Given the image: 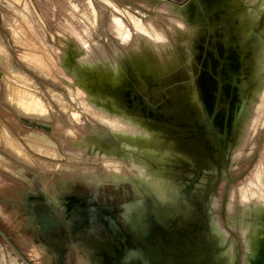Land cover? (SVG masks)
<instances>
[{"label":"bare ground","instance_id":"bare-ground-1","mask_svg":"<svg viewBox=\"0 0 264 264\" xmlns=\"http://www.w3.org/2000/svg\"><path fill=\"white\" fill-rule=\"evenodd\" d=\"M89 2L93 11L100 15L97 6L91 0ZM233 2L247 6L231 20L241 47L252 37L255 28L259 29V32H255V37L250 44V53L246 59V68L250 76L244 82V86L255 82L256 88L241 119L238 143L230 157L231 168H235L244 156L250 157L256 149L257 142L254 143L253 138L259 132L258 130L255 134L261 117L259 110L261 111L264 102V79L258 78L259 74L264 72V15L263 19L259 20L260 14L264 10V0H233ZM157 10L170 17L174 28L169 32L159 27L152 19L145 24L134 20L137 29H146V31H135L129 40L115 36L117 41L111 43L112 55H109L105 50L102 52V56H98L95 52L88 51L91 46H85L79 50L71 42L72 48L70 47L69 52L72 56L79 57L78 64L70 65L66 53L62 56V61L65 69L72 74L73 78H69L65 70L54 66V69L57 70H55L56 78L65 77L64 83L69 93H73L79 88L96 112L102 113L98 115L102 122L105 121L103 123L110 125L104 124L108 131L96 130L93 131L94 133H89L83 132L82 129L85 128V125L82 123L78 125L79 128L71 127L72 131L67 132L64 129L55 133L59 142L67 150L78 153L83 159L93 157L95 160L97 158L105 171L101 176L94 168L78 170L58 167L56 171L63 174L60 176L61 186L65 189L69 182L77 179H82L89 184H101L102 181H107L115 186L121 183H132L133 198L124 205L122 217L127 225L130 224L135 229L142 228L140 221L143 220L145 213L156 210L158 204L154 199L158 201L165 215L182 214L186 219L192 220L196 217L193 207L186 202L183 191L185 187L183 179L190 177L192 171L180 167L185 163L193 166L194 155H190L179 141L167 142V140L161 139L160 130H157L156 124L150 121L144 122L137 112L126 111L124 91L130 81L146 95L152 94L156 97L161 95L162 88L177 81L169 90L172 98L178 93L191 104H199V90L195 82L197 74L194 60L197 55L195 42L198 37L205 34V31L198 26H188L185 10L175 7L167 0L161 1L157 5ZM100 17L102 16L100 15ZM117 21L120 26H123V22H120L119 19ZM251 25H253V29ZM131 34L130 29H125L122 32L124 37H130ZM120 44L125 46V51L121 49ZM188 77L190 80L183 81ZM10 82L6 81L7 87H10ZM12 85L11 83V87ZM8 89L13 88H6L7 91ZM13 95L8 92L7 101L17 106L15 103L17 99L13 98ZM51 96L61 106V109L68 110L70 108L68 105L70 102L68 103V99L63 93L53 91ZM33 98L39 99L37 102L43 100L41 97ZM42 106L41 108H44L42 110L51 109L46 103ZM72 108L71 117L74 118V114L78 118L77 115L81 113L77 114L75 107ZM96 112L94 113L97 114ZM96 119L98 120V118ZM100 119L99 121H101ZM9 139L11 140V138ZM9 139L6 136V142L4 141L7 146L17 155L23 156V149L15 146L14 141L11 142ZM41 142L39 145L43 143L47 147L50 145L49 150L45 149L46 151L40 148L41 153L58 154L54 151L56 146L53 142L42 140ZM104 158L111 159L114 163L104 164L102 163ZM15 170L19 176L27 177L22 168H15ZM260 170L262 169L259 167L255 175L254 186L256 188L254 186L249 190L243 188V198L238 194L231 206L233 191L230 193L226 205L225 221L220 218L218 212L213 213L210 218L212 237L223 246L222 251L217 255L221 264H234L238 252L236 240L231 236L228 228L235 229L241 237L244 250L242 264H264V176ZM225 173V168L218 170L216 167H210L203 175L201 183L197 184L191 199H199L204 206L211 210L218 209L220 199L219 196H213V191L217 180ZM54 179V176L48 175L43 183L46 184L45 190L50 186L53 189L54 199L60 201L61 196L55 187ZM30 181L32 180L30 179ZM222 192L223 185L221 184L219 195ZM207 195H212V200L209 201ZM2 255L6 262L3 248L0 249V257ZM11 263L16 264L14 259H11Z\"/></svg>","mask_w":264,"mask_h":264},{"label":"rangeland","instance_id":"rangeland-1","mask_svg":"<svg viewBox=\"0 0 264 264\" xmlns=\"http://www.w3.org/2000/svg\"><path fill=\"white\" fill-rule=\"evenodd\" d=\"M91 1L97 6L102 17L99 18L100 15L93 11L89 0H0V71L2 72L0 79V147H4L0 148V162L2 163H0V231L7 238L5 240L0 236V247L5 252V264H12L11 259H14L16 264H26V262L30 264H52L53 262V256L44 248L42 242L35 235L36 222H34L33 215L24 207L29 206L30 199L33 201L36 198L47 200L51 204L62 203V201L60 203L53 201V197L49 195L51 194L50 187L45 190L46 184L43 183V180H46L48 175L54 176L55 187L63 199L65 196H74L76 199L81 200L84 206L93 207L91 210L96 211V213L101 208L113 210L114 207H116L118 213L122 205L132 197L131 183H121L115 186L107 181H102L101 184H89L82 181V179H77L69 182L65 189L62 188L60 176L63 174L56 171L58 167L78 170L94 168L101 176L105 171L97 158L95 160L93 157L83 159L78 153L67 150L59 142L55 133L64 129L67 132L72 131L71 127H78L82 123L85 125V128L82 129L83 132L108 131L107 126L104 124H109L103 123L105 121L102 122V119L98 117L102 113L96 112L84 98L79 88L75 92L69 93L64 83L66 81L65 77L56 78L54 66L65 70L67 76L73 78L72 74L65 69L62 61L64 53L67 54L70 65L76 66L79 61V57L72 56L69 52L72 46L64 36L67 26L73 30L78 29L91 46L88 51L96 54L98 53L96 48L100 46L99 41L110 54L113 51L111 43L117 41L115 36L129 40L135 31H146V29H137L134 20L145 24V22L152 19L166 32L174 27L168 14L157 10L160 0ZM167 1H171L175 5H181L188 0ZM194 7L189 12L190 20H186L188 26L196 25L197 16L202 11L204 13L207 11L204 9L201 0H198V5ZM232 9H235V7L230 8V10ZM263 15L264 13L260 14L259 20L263 18ZM94 16L98 18L96 19ZM118 19L123 22V26L119 25ZM125 29L131 30L130 37L122 35ZM118 30L121 31L118 32ZM255 32H259V29H254L252 34L254 37ZM42 43L46 44L45 46L50 51ZM94 44H96L95 47ZM120 47L125 51V46L120 44ZM8 80L11 81L10 87H7L6 84ZM187 80L189 78L183 79V81ZM176 82L174 81L162 88L158 100L160 104L164 103L166 97H168L170 87ZM11 83L13 84L12 87ZM6 88L13 89L7 91ZM51 89H53L52 92L66 95L68 103L70 102L68 104L70 105L69 111L61 109V106L52 99ZM8 92L14 94L12 97L17 99V101L15 100L17 106L7 101L6 95ZM33 97H41L43 102H37L39 99L36 100ZM45 103L51 109L42 110L44 108H41V106ZM153 104L155 105V103ZM71 106L75 107L77 114L81 113L77 115L79 119L74 114L73 116L76 118L71 117L73 113H71ZM48 113L51 115L49 114V116ZM259 115L261 117L259 118L258 127L255 129V134L258 130L259 132L253 138V142H257L256 149L250 157L244 156L235 168H229V173L233 177L227 193V199L229 200L230 193L233 191L230 206L238 194L243 198V188L249 190L250 187L255 185V175L259 167L262 169L260 171L264 176V155L261 157L264 154V102L261 111L259 110ZM2 129L4 130L2 131ZM6 136L8 139L11 138V140L9 139L11 142L14 141L15 146L23 149L24 157L17 155L15 151L7 146L5 143ZM41 140L53 142L56 146L54 151L58 154L41 153L40 148L44 150L50 148V145L47 147L45 143L39 145ZM102 163L111 164L114 162L111 159L104 158ZM5 166L6 168H3ZM15 168H22L27 177L18 176L19 174ZM221 184L224 188L225 178L218 186L219 212L223 202L222 194L219 195ZM63 212V209H59L55 214L59 216ZM72 226L73 242L66 245L67 250L64 255L57 253L58 258L63 256L59 263L85 264L86 253L93 246L88 244V240H86L90 229L88 230V228L81 225L73 224ZM92 229L97 231V225H94ZM233 231L236 232L235 229ZM73 256L75 257L73 258Z\"/></svg>","mask_w":264,"mask_h":264},{"label":"water","instance_id":"water-1","mask_svg":"<svg viewBox=\"0 0 264 264\" xmlns=\"http://www.w3.org/2000/svg\"><path fill=\"white\" fill-rule=\"evenodd\" d=\"M161 1L163 0L159 2ZM201 1L207 11L205 13L202 11L197 16L196 25H192L205 31V34L198 37L195 42L197 50L194 58L197 66L195 82L199 90V104H191L178 93L173 98L168 94L164 103L160 104L158 100L161 95L159 97L146 95L131 81L124 91L127 112L139 113L144 122L150 121L156 124L161 139L167 142L179 141L190 155H194L193 166L185 163L180 167L192 171L190 177L183 179L185 181L183 191L184 198L193 207L196 217L192 220L186 219L182 214L165 215L158 201L154 199L158 204L156 210L145 213L143 220L140 221L142 228L135 229L130 224L127 225L122 217L124 205L133 198L132 194L131 199L122 205L121 210L118 209V213L116 207L110 212L112 218L117 220V229L121 232L122 238L127 239L124 245L122 238L117 239L121 242L120 258L114 261L110 259L113 264H130L131 261H136L135 258L142 260L144 264H221L217 255L222 251L223 246L212 237L210 218L213 213L218 212L220 218L226 220L228 186L233 180L229 173L230 157L238 143L244 111L256 88L255 82L244 86V82L250 76L246 68V59L254 35L241 47L231 23L234 17L247 8L246 6L242 7L233 0ZM173 5L185 10L186 20H190L189 12L198 5V0H188L181 5ZM231 7L235 9L230 10ZM251 28L253 29V25ZM263 73L262 71L258 76L260 80L263 79ZM1 76L0 71V79ZM210 167L226 170V173L217 180L213 191V196H217L218 186L225 178L220 212L219 208L211 210L204 206L199 199H191L197 184L201 183L203 175ZM206 197L209 201L212 200V195ZM62 199L61 197L62 203L59 204V208L63 209V214H66V210L71 206L93 208L84 206L81 200L74 196H65ZM53 201L56 202L54 199ZM92 225H97L98 230H93ZM81 226L97 234L109 232L108 230L110 232L107 234H116L115 229L110 225L107 229L91 220L81 223ZM228 229L236 240L238 250L234 264H242L244 250L241 237L237 231ZM90 230L87 234L96 237ZM86 240L88 244L93 245L89 248L93 254L86 253L85 264L109 262L108 248L94 241L89 242L88 237ZM113 246L115 250L112 251L117 253L118 245ZM125 247L133 251L132 257L124 252ZM95 251H98L97 255ZM123 255L125 257L121 259ZM136 263L138 264L137 261Z\"/></svg>","mask_w":264,"mask_h":264},{"label":"flooded vegetation","instance_id":"flooded-vegetation-1","mask_svg":"<svg viewBox=\"0 0 264 264\" xmlns=\"http://www.w3.org/2000/svg\"><path fill=\"white\" fill-rule=\"evenodd\" d=\"M65 33L66 34H64V36L67 39H70L71 40L70 43L73 42L79 50L81 48L83 49L85 46L86 47L89 46L87 40L83 37V35L78 29L75 28L73 30L71 29V27L67 26ZM98 44L100 46L99 48H96L98 51L97 55L102 56V52H105L106 49L105 47H103V44L100 41L98 42ZM95 45L96 44H94L93 46L95 47ZM109 55H112V52ZM46 189L48 190V188ZM50 192L51 194L49 195L53 197L54 193H53L52 188ZM54 200L56 202H60L58 199H54ZM24 207H26V210H29L34 217V222H36L35 235L40 240V242H42L44 248L48 250L50 254L53 256L52 264H60L59 260L63 258V256H59L60 258H58L57 253H59L60 255H64L67 250L66 245L69 242L70 243L73 242L74 238H73V231H72L73 226L72 225L73 224L79 225V222L81 225V223L82 224L86 223V221H89V220L93 222H97L99 225H101V227L103 226L104 228H107V226L110 225L113 229H115V233H116L115 235L112 233L107 234L110 232V230H108L109 232H105V233L99 232L97 235H95L96 237L88 235L86 236V238L88 237L89 242L91 243L92 241H94L95 243H98L102 247L108 248V250L110 251V252L108 251L107 253V256H108L107 259L109 261L107 262L108 264L110 263L113 264L110 261V259L114 261L115 259L120 258L119 250L121 247L119 245L121 242L118 241L117 239H121L122 234L117 229V222H116L117 220H115V218H112V215H110L111 210H108L107 208H101L97 212L99 213V215H96V211L91 210V208H85V207L75 208L74 206H71L70 208L66 210L67 211L66 214L60 213V215L57 216L55 212L59 211L60 209L59 204H53V203L51 204L47 200L40 199V198H36V200H33L31 203H29V206H24ZM0 236H2L3 238H5V240H7V238L4 236V234L1 231H0ZM126 241L127 239H123V245ZM113 245H118L117 253L116 251L115 252L112 251L115 247ZM124 252H126V254H129V256L132 257L133 251L130 250V248L125 247ZM89 253L91 255L93 254L91 250L89 251ZM97 254H98V251H95V255ZM114 255L116 256L114 257ZM74 257L75 256H73V258ZM112 257L114 258L112 259ZM124 257L125 256L123 255L121 259H124ZM135 260L138 262V264H144L142 260H138L137 258H135ZM136 261H131L130 264L132 263L137 264ZM26 264H30V263L26 262ZM116 264H119V263H116Z\"/></svg>","mask_w":264,"mask_h":264},{"label":"crops","instance_id":"crops-1","mask_svg":"<svg viewBox=\"0 0 264 264\" xmlns=\"http://www.w3.org/2000/svg\"><path fill=\"white\" fill-rule=\"evenodd\" d=\"M0 148H4V147H0ZM6 149V148H5ZM8 150V149H7ZM2 154V153H1ZM19 176V175H18ZM0 249H1V247H0ZM4 259V256L2 255L1 257H0V264H4L5 263V260H3Z\"/></svg>","mask_w":264,"mask_h":264}]
</instances>
